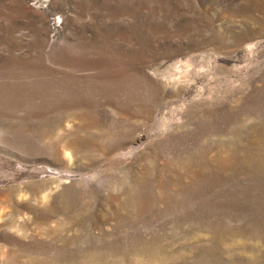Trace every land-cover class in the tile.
<instances>
[{
  "label": "rangeland",
  "instance_id": "1",
  "mask_svg": "<svg viewBox=\"0 0 264 264\" xmlns=\"http://www.w3.org/2000/svg\"><path fill=\"white\" fill-rule=\"evenodd\" d=\"M0 264H264V0H0Z\"/></svg>",
  "mask_w": 264,
  "mask_h": 264
}]
</instances>
